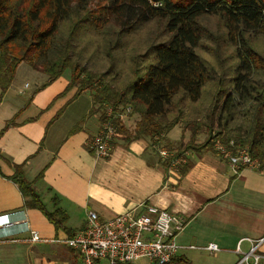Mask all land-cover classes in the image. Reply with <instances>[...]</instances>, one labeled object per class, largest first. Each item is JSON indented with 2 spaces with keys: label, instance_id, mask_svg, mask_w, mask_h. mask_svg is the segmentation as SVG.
<instances>
[{
  "label": "trees",
  "instance_id": "16d2710c",
  "mask_svg": "<svg viewBox=\"0 0 264 264\" xmlns=\"http://www.w3.org/2000/svg\"><path fill=\"white\" fill-rule=\"evenodd\" d=\"M209 18L219 21L216 33L204 26ZM152 22L161 23V40L145 54H128L125 39ZM89 26L104 38L97 50H107V73L88 69L96 44L80 29ZM0 47L2 94L22 63L48 77L40 89L70 72L68 89L76 96L92 92L101 123L112 109L117 139H149L156 151L179 126L193 141L206 135L203 144L188 146L198 158H223L215 150L219 141L233 153L247 149L264 171V0H0ZM129 107L140 115L134 132L123 124ZM165 147L178 158L187 153L173 143ZM171 160L161 163L169 169ZM193 164L186 159L177 171L184 176ZM14 168L26 206L73 238L66 212L48 211L22 166Z\"/></svg>",
  "mask_w": 264,
  "mask_h": 264
},
{
  "label": "crops",
  "instance_id": "0c3cea01",
  "mask_svg": "<svg viewBox=\"0 0 264 264\" xmlns=\"http://www.w3.org/2000/svg\"><path fill=\"white\" fill-rule=\"evenodd\" d=\"M21 67L4 94L0 88V219H26L43 241L32 243L29 230L12 228L0 243V264H81L76 250L55 242L68 235L26 206L15 165L48 211L66 212L75 235L90 211L109 219L153 205L186 222L176 238L181 264H236L239 247L247 252L251 241L264 238V171L235 173L224 158L190 152L193 167L181 176L161 163L165 144L175 143L170 133L156 151L149 139H116L110 157L99 158L88 149L101 128L92 92L76 96L68 89L70 72L40 89L48 77L30 67L21 73ZM211 244L218 251L207 250ZM258 253L264 256V243Z\"/></svg>",
  "mask_w": 264,
  "mask_h": 264
},
{
  "label": "built area",
  "instance_id": "2783aa9c",
  "mask_svg": "<svg viewBox=\"0 0 264 264\" xmlns=\"http://www.w3.org/2000/svg\"><path fill=\"white\" fill-rule=\"evenodd\" d=\"M130 112L129 107L126 113ZM111 115L110 108L108 121L101 123L100 132L88 144L90 152L100 158H108L111 155L113 143L117 139L118 128L110 120ZM215 148L229 161L235 173L242 169L260 168L258 161L252 159L247 149H238L233 153L219 141ZM160 154L165 159L172 157L167 150H162ZM173 159L169 169L175 171L182 163L180 159ZM143 208L141 212L129 211L109 219H102L96 212L90 211L85 227L79 234L73 238L57 239L55 242L76 250L81 255L82 264H96L97 260H106L110 264H134L139 260H147L153 264H181L177 258L181 247L176 238L184 230L185 220L153 205H143ZM16 226L29 230L30 242L43 241L40 234L29 227L26 219H0V243L11 237L8 231ZM263 243L264 238L251 241V248L247 252L239 247L237 252L240 259L236 264H264V256L258 253ZM207 250L218 251V247L211 244Z\"/></svg>",
  "mask_w": 264,
  "mask_h": 264
},
{
  "label": "rangeland",
  "instance_id": "374dc122",
  "mask_svg": "<svg viewBox=\"0 0 264 264\" xmlns=\"http://www.w3.org/2000/svg\"><path fill=\"white\" fill-rule=\"evenodd\" d=\"M204 26L206 28V30L210 33H216L218 30V25H219V21L215 18H209V19H205L203 21ZM161 23L158 22H152L146 25H140L139 27H137V31L136 33H133V35L129 36L127 39H125V41L123 43H127V53L128 49L131 52H134L136 54H145L153 45H155V43H158V41L161 40V38H156L157 35L161 32ZM88 27V26H87ZM91 26H89V31L87 32V30L82 31V29H84L85 27H82L81 30V34L87 35V40L90 41V43H95L96 45H91V50L89 51V55L91 54V51H94V53H96V55L94 56V60L92 62H89L88 65V69H90L91 71L94 70L93 72H98V73H107L109 67H110V60L107 58V50L105 49L104 46H102L101 50H97V44H101L104 41V38H101L99 33H96L95 30L92 28H90ZM159 31V32H158ZM86 40V41H87ZM114 55H117L116 52H114ZM30 66L27 63H22V67H21V73H23L24 71H28V69ZM129 71L126 72V77L125 79L129 78ZM91 92V91H90ZM124 118H126V123L123 121V124L125 125L126 129L128 131H132L134 132L135 128H136V123H138V121L140 120V115L138 113H135L132 111L130 113H126L123 114ZM122 116V118H123ZM170 133V134H169ZM168 134L170 135L169 137H171V139L175 142L173 143V145L179 150H185V155L181 156V157H176V152H170V154L172 155V160L171 162L174 160L173 158H177L180 159V165H183V163H186V159L188 156V153H190V148L188 147L192 142H194L195 145H201L204 143V141L206 140V135L205 134H201L199 137H197L195 139V141H193V139L191 138V132L187 131L185 134H183V130L181 127L177 126L174 129H172ZM165 142H168V140L166 139L165 136ZM218 141H216L217 143ZM151 143V142H150ZM169 143V142H168ZM182 143V144H181ZM215 143V146H216ZM187 150V151H186ZM216 150V148H215ZM189 151V152H188ZM218 151V150H216ZM112 154V153H111ZM110 157V156H109ZM100 158V157H99ZM224 158V156H223ZM104 159V158H102ZM165 159V158H164ZM226 159V158H224ZM227 160V159H226ZM228 161V160H227ZM171 165V164H170ZM179 165V166H180ZM101 264H110L108 261L106 260H102ZM134 264H148V262L146 260H140Z\"/></svg>",
  "mask_w": 264,
  "mask_h": 264
}]
</instances>
